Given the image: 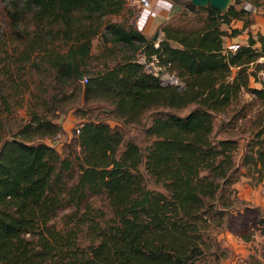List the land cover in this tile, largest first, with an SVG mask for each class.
<instances>
[{"label": "trees", "instance_id": "trees-1", "mask_svg": "<svg viewBox=\"0 0 264 264\" xmlns=\"http://www.w3.org/2000/svg\"><path fill=\"white\" fill-rule=\"evenodd\" d=\"M173 1L189 10H206L203 25H163L165 37L156 46L146 45L149 38L135 25L110 22L108 29L133 51L144 47L145 57L155 55L158 65L172 68L183 78V88L163 85L134 54L88 70L91 39L103 17L127 0H25L22 8L13 5L10 32L0 44V131L9 124L8 136L0 135V264H194L210 253L226 256L209 228L222 217L216 200L237 179L233 152L238 141L212 139V118L241 89L262 101L258 127L245 143L240 164L256 175L264 193V80L256 79L264 68V61H257L264 56V34L248 31L245 43L225 52L223 36L234 37L251 24L247 8H236L238 0L225 10ZM233 19L242 20L241 28L227 32L221 27ZM63 41H70L64 50ZM32 72L35 104L27 121L13 124L2 114L12 111L14 95L27 90ZM85 73L81 84L78 79ZM62 75L71 78L72 90L82 95L88 111L105 107L125 124H139L159 108L169 112L152 117L146 132L153 140L144 153L105 119L87 116L62 155L44 140L61 129L53 121L55 111L65 109L60 101L73 105L79 97L61 89L57 79ZM251 76L261 86L251 87ZM190 103L195 107L185 115L171 112ZM141 163L163 190L146 187ZM98 197L107 199L109 218L104 210L92 209L91 201ZM64 209L72 210L68 222L73 224L56 229L51 220ZM258 220L264 233V215ZM87 221L89 240L81 246L78 237Z\"/></svg>", "mask_w": 264, "mask_h": 264}, {"label": "rangeland", "instance_id": "rangeland-1", "mask_svg": "<svg viewBox=\"0 0 264 264\" xmlns=\"http://www.w3.org/2000/svg\"><path fill=\"white\" fill-rule=\"evenodd\" d=\"M25 0H0V44L3 43L5 38L10 32V11L13 5L17 4V7L22 8ZM181 3H187L190 0H179ZM240 2H247L251 5L264 6V0H239ZM16 2V3H15ZM232 0H230V3ZM229 3V4H230ZM33 9V8H31ZM256 8H250L251 11ZM263 10L264 8H257ZM136 9L125 2L124 6L117 12L109 13L103 17L102 24L99 27L98 33L91 39V58L88 63V70L95 71L103 68L104 64L111 65L116 61L121 60L124 56L134 54V57L145 65L147 71L153 72L158 75L160 82L164 84L177 85L179 88L184 87L183 78L179 77L176 72L168 65H158L157 58L153 55L151 58L144 56L141 48L137 51H133L125 42L116 40L112 37L108 24L115 22L125 28H129L133 25V17ZM207 11L203 8H195L189 10L188 8H180L173 14L167 21L163 22V25L175 26L179 28L192 29L203 25ZM261 14H264V10ZM221 26H225L222 24ZM250 31V30H249ZM253 34L256 29H252ZM251 31V33H252ZM248 32V31H246ZM261 33V32H260ZM153 35H157L156 39L152 43L156 46L159 42L158 32ZM149 40L153 36H147ZM7 40V39H6ZM224 41L232 42L233 39L225 37ZM246 39L244 42L245 43ZM69 42L63 41L61 49L64 50ZM1 46V45H0ZM9 46V45H8ZM9 48V47H8ZM257 61H264V56H261ZM235 68H232L234 73ZM16 76V71L13 69ZM32 75V81H27V90H24L19 95L13 96L12 111L5 115L2 114V118L8 116L10 122L17 124L18 122H25L29 118L30 105H34L32 99L31 90L35 89V79ZM88 73H85L78 79V82L83 84L85 82L84 77ZM257 80H264V68H261L256 73ZM26 80H30L27 75L24 76ZM255 81L253 77H250L249 85L251 87H259L261 84L259 81ZM57 81L61 85V89L67 96L73 95L75 91L72 90L70 84L71 78L68 76H59ZM76 103L70 105L68 100H61L60 104L65 106L63 111L57 109L55 111V117L53 121L61 124V129L54 135H51L44 140L53 145L62 155L67 153L65 146L71 142L75 134V127L87 116L105 119L111 126L117 127L123 134L124 141L132 140L135 142L144 153L147 146L153 140V136L146 132V128L150 125L152 117L158 112L168 111L165 108H159L148 112L142 118V122L139 124H125L119 119L114 118L110 113L105 111V107H99L97 110L88 111V106L83 104V97L80 93ZM21 96V97H20ZM20 100L17 101V98ZM15 100V101H14ZM95 106V105H93ZM195 107L194 103H190L183 108L171 110L179 115H185ZM82 110L84 114L80 113ZM263 111L262 101L254 96L251 91L241 89L240 92L231 99L230 103L224 108V110L214 113L212 118V131L210 137L212 139H218L223 137L236 138L238 141V147L233 152L234 160L239 164L238 174L236 181L232 184L230 189L222 192V198L216 200V205L221 209L222 217L218 220H212L210 223L209 232L212 237L218 241L220 249L225 250L226 256L216 258L213 254H207L195 261L194 264H264V259L261 255L264 251V233H261L262 228L259 224L258 217L264 215V193L261 190L260 182L257 181L256 175L247 170L246 166L241 165V158L245 149V143L248 138L257 129V121L259 114ZM169 112V111H168ZM9 124L5 123L3 129L0 131L1 136H8ZM122 150L119 148V152ZM139 170L143 175L146 187L150 189L163 190L160 183H156L144 169L143 163L140 164ZM231 200V202H229ZM221 202L227 203V206H221ZM92 209H102L105 212L104 218H109L110 210L108 202L105 197H98L91 201ZM93 212V211H92ZM98 212L97 210L94 211ZM73 214L71 209H64L60 211L51 220V224L56 228H65L71 226L72 222H68L69 218ZM93 214V213H92ZM89 222H85L81 229L83 230L78 237V242L81 246L88 243L87 237ZM249 236V240L243 239L242 236ZM212 243V239H211ZM213 244V243H212ZM213 245L209 250H213ZM220 254L219 249L216 251ZM232 262V263H231Z\"/></svg>", "mask_w": 264, "mask_h": 264}, {"label": "crops", "instance_id": "crops-1", "mask_svg": "<svg viewBox=\"0 0 264 264\" xmlns=\"http://www.w3.org/2000/svg\"><path fill=\"white\" fill-rule=\"evenodd\" d=\"M152 7L146 11H142L141 13H138V7L135 5V15L133 17V25L139 30H141L146 36H153L154 33L158 32L159 41L165 37L163 31L160 29L163 22L167 21L175 12L173 10L175 9V3L173 0H171V4L167 3V0H152ZM236 8L244 7L247 8L250 13L248 15L249 18L252 19L251 24L246 27L244 30L241 31L238 35L234 37H229L228 35H224L223 39L227 37L228 39H233L237 42H244L247 37L246 31H252V29H256V31H260L262 34H264V14H261V9L257 8H264V6H256L251 5L247 2H238L236 3ZM137 7V8H136ZM256 8L255 10L251 11L250 8ZM180 8H186L185 6ZM179 10V9H178ZM242 26V20H236L233 19L229 25L221 26L223 29L227 30V32H230V28H241ZM253 33V31H252ZM169 43L171 45H177L176 41H173L171 39H168ZM223 42H227L224 41ZM261 186V185H260ZM262 190V186L260 187ZM232 263V262H231Z\"/></svg>", "mask_w": 264, "mask_h": 264}, {"label": "built area", "instance_id": "built-area-1", "mask_svg": "<svg viewBox=\"0 0 264 264\" xmlns=\"http://www.w3.org/2000/svg\"><path fill=\"white\" fill-rule=\"evenodd\" d=\"M130 5L134 6L137 5L138 7V13H141L142 11H146L150 9L153 5L152 0H128ZM168 4H171V0H167ZM136 7V8H137ZM241 42L232 41V42H223V50L225 52H234L236 51L240 46ZM84 80L86 81V77H84ZM79 131V126L75 127V132Z\"/></svg>", "mask_w": 264, "mask_h": 264}, {"label": "water", "instance_id": "water-1", "mask_svg": "<svg viewBox=\"0 0 264 264\" xmlns=\"http://www.w3.org/2000/svg\"><path fill=\"white\" fill-rule=\"evenodd\" d=\"M190 2L195 6H206L207 4H210L211 6L216 7L220 10H225L229 5L230 0H190ZM180 7L181 6L179 4H176L173 12L180 9ZM156 37L157 35H153V37L150 40H148L146 45L152 43V41L155 40ZM143 50H144V47L141 48V51Z\"/></svg>", "mask_w": 264, "mask_h": 264}]
</instances>
